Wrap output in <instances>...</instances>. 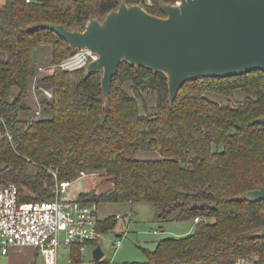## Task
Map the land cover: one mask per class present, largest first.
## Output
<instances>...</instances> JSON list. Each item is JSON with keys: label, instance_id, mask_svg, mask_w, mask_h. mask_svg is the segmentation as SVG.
<instances>
[{"label": "trees", "instance_id": "trees-1", "mask_svg": "<svg viewBox=\"0 0 264 264\" xmlns=\"http://www.w3.org/2000/svg\"><path fill=\"white\" fill-rule=\"evenodd\" d=\"M125 1L162 16L160 2L175 0ZM119 2L2 0L0 183L16 184L20 200H51L56 182L98 172L96 185L108 187L82 191L78 200L149 202L161 221L199 217L193 231L158 240L146 260L122 264H241V258L264 264V236L258 234L264 199L243 196L264 184V123L256 121L264 115V71L188 79L170 101L163 72L122 61L104 98L101 71L86 75L85 68L60 67L75 49L40 23L83 29L90 17H102ZM41 43L51 47L46 74L33 57ZM31 76L38 115L25 101ZM144 94H153L155 102L141 112ZM139 150L157 155L139 157ZM115 218L98 220L99 233L112 228ZM80 259L74 247L71 261Z\"/></svg>", "mask_w": 264, "mask_h": 264}, {"label": "water", "instance_id": "water-1", "mask_svg": "<svg viewBox=\"0 0 264 264\" xmlns=\"http://www.w3.org/2000/svg\"><path fill=\"white\" fill-rule=\"evenodd\" d=\"M160 8L165 15L120 0L101 19L90 17L83 29L49 21L40 26L57 32L73 50L87 47L96 53L85 73L101 71L104 98L122 61L163 72L170 101L188 79L264 71V0L162 1ZM256 121L264 123V115ZM243 196L264 199V184ZM258 234L264 236V225ZM92 254L101 259L99 244Z\"/></svg>", "mask_w": 264, "mask_h": 264}, {"label": "built area", "instance_id": "built-area-1", "mask_svg": "<svg viewBox=\"0 0 264 264\" xmlns=\"http://www.w3.org/2000/svg\"><path fill=\"white\" fill-rule=\"evenodd\" d=\"M175 0L172 3H179ZM97 57L91 49L81 47L64 57L58 64L63 69L83 68ZM42 70V68H40ZM35 90V85H32ZM47 96L51 91L42 88ZM40 113L39 101L35 114ZM10 137V134L6 132ZM50 171L56 177V170ZM85 172L81 171V175ZM71 181H59L54 186L51 200H20L18 187L12 182L0 183V250L5 253L10 246H33L44 258V264H56L60 249L75 247L84 251L85 244L97 238L98 203L82 202L77 197H65ZM195 221L199 220L196 216ZM116 239L114 246L120 244ZM238 263L248 264L241 258ZM107 264H112L111 261Z\"/></svg>", "mask_w": 264, "mask_h": 264}, {"label": "rangeland", "instance_id": "rangeland-1", "mask_svg": "<svg viewBox=\"0 0 264 264\" xmlns=\"http://www.w3.org/2000/svg\"><path fill=\"white\" fill-rule=\"evenodd\" d=\"M1 2L2 0H0V4ZM41 45L42 43L37 47ZM46 58H49L48 53ZM44 67L42 66V68ZM129 92L131 91L129 90ZM234 94L237 99H241L243 96L239 90H236ZM208 96L215 100H225L221 95L214 93H208ZM154 102L155 96L153 94H144L142 99H138L141 112L144 111V105L151 107ZM137 155L139 157H153L157 154L153 150H139ZM97 173H85L79 176L75 181L70 183L63 195L65 197H74L79 190L84 188H87V190H93L94 188L96 192H99L108 187L109 184L106 183L96 185L95 181H98L97 177H100ZM97 216L99 221L107 217H116L112 228L100 232L96 243L92 241L87 242L84 251L81 252V259L79 261H71V249L69 247L63 249L62 253L64 256H59L56 264H107L109 261L112 264H122L123 262L132 260H146V252L152 250L158 240L168 236L182 235L184 229L188 230L191 227V231H193L195 227L191 219L158 220L156 218V209L149 202H99ZM116 239H120L121 241L117 247L114 246ZM98 244L103 251V256L99 262H96L93 259L92 251Z\"/></svg>", "mask_w": 264, "mask_h": 264}, {"label": "crops", "instance_id": "crops-1", "mask_svg": "<svg viewBox=\"0 0 264 264\" xmlns=\"http://www.w3.org/2000/svg\"><path fill=\"white\" fill-rule=\"evenodd\" d=\"M47 53L49 55V58H46ZM50 56H51V47L49 44H42L41 46L34 49L33 57L38 67L37 70L38 72H40V74H46L51 71L50 68L51 65L49 64ZM42 66L45 67L42 68ZM40 68H42V70H40ZM32 84H34V76H31L29 79V89H28L27 97L25 99L26 103L31 108V111H34V109L38 107V93L36 90L32 89ZM31 113L32 112H30V114ZM30 114L22 113V116L27 117ZM85 190H87V188L79 190L76 196L78 195V193ZM193 222L195 225V221ZM189 231H191V227L188 228V230L184 229L182 235H184V233L186 234L189 233ZM62 252L63 249H60L57 259L59 258V256H64ZM0 264H44V258L36 247L29 245L28 246L13 245L10 246L5 253H2L0 250Z\"/></svg>", "mask_w": 264, "mask_h": 264}, {"label": "bare ground", "instance_id": "bare-ground-1", "mask_svg": "<svg viewBox=\"0 0 264 264\" xmlns=\"http://www.w3.org/2000/svg\"><path fill=\"white\" fill-rule=\"evenodd\" d=\"M77 49V48H76ZM91 61V60H90ZM83 68H85V67H83Z\"/></svg>", "mask_w": 264, "mask_h": 264}]
</instances>
